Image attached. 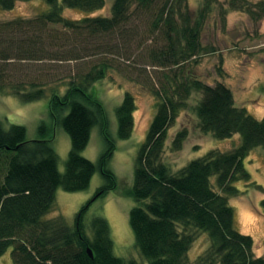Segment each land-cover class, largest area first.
Segmentation results:
<instances>
[{"label": "trees", "instance_id": "1", "mask_svg": "<svg viewBox=\"0 0 264 264\" xmlns=\"http://www.w3.org/2000/svg\"><path fill=\"white\" fill-rule=\"evenodd\" d=\"M18 1L28 0H0V9H12ZM44 1L49 8L34 17L0 21V92L23 103L50 94L51 116L69 135L71 148L60 172L44 124L39 127L41 138L29 141L25 126L6 128L0 121V259L12 248L13 264H140L114 253L106 218L88 220L86 214L96 198L116 186L115 174L108 168L115 143L105 131L104 108L95 84L113 67L108 56H122L137 38L138 31L128 27L132 20L147 15L148 31L152 37L159 33L162 41L158 45L157 39L151 40L150 63L170 72L153 90L156 113L138 150L133 185L127 192L135 202L129 213L135 246L147 264H264V256L254 253L253 238L236 229L229 204V198L240 192L234 184L251 180L246 157L254 148L264 150V117L258 120L245 107L236 106L233 92L223 83H205L185 68L206 50L201 34L216 0H202L195 17L188 0H114L111 16L79 20L65 17L64 8L94 11L104 7L106 0ZM229 5L255 21L264 17V0L252 4L229 0ZM75 43L93 45L95 51L87 57L98 58L53 76L50 63L85 59L81 56L85 50L65 48ZM193 92L202 95L196 106L201 131L220 140L239 134L241 143L227 152L210 150L173 171L162 160L168 129ZM135 108L134 96L126 92L115 109L119 139L132 135ZM102 123L107 148L92 161L82 152L92 129ZM187 137L186 128L178 131L171 150H181ZM97 171L105 183L82 206L73 225L62 216L45 218L55 206L58 188L87 190ZM195 231L206 233L210 245L192 262L188 254Z\"/></svg>", "mask_w": 264, "mask_h": 264}, {"label": "rangeland", "instance_id": "2", "mask_svg": "<svg viewBox=\"0 0 264 264\" xmlns=\"http://www.w3.org/2000/svg\"><path fill=\"white\" fill-rule=\"evenodd\" d=\"M113 1L106 0L104 7L94 11L64 8L63 15L75 20L85 17H108L111 16ZM246 1L252 4L260 0ZM188 4L191 16L195 17L202 6V0H188ZM48 8L44 0L18 1L12 9H0V21L31 18ZM149 21L147 15L132 20L128 27L138 31L137 38L129 43L122 56H108L113 67L104 79L95 84L96 93L104 108L105 131L115 143L108 168L115 174L116 186L105 195L96 198L86 214L88 220L93 216L106 218L114 241V253L124 259H134L140 264L147 263L135 246L134 234L129 223V213L135 202L127 192L133 185L138 150L145 141L156 113L157 100L153 90L160 85L163 76L170 72V69L156 67L150 63L151 40L157 39L158 45H161L162 41L159 33L152 37L148 31ZM139 40H144V43H140ZM201 42L206 50L201 56L187 63L185 68L190 69L195 77L205 83L211 85L223 83L233 92L236 106L245 107L250 115L261 120L264 117V17L255 21L246 11L231 9L229 0H216L212 11L205 19ZM71 47L77 48L80 52L85 50L81 54L85 59L78 63L77 61L50 63L54 67L51 71L53 76L74 68L76 64L88 65L98 58L87 57L95 51L91 44L75 43L65 46L66 49ZM126 92L134 96L136 103L133 112L134 130L129 138L119 139L115 109L122 102ZM201 97V93L193 92L186 107L168 129L162 160L169 164L173 171L181 169L193 159L204 156L210 150L227 152L241 143L239 134L220 140L201 131L196 114V106ZM50 102V94L42 100L23 103L17 96L0 92V121L6 128L12 124L25 126L26 138L29 141L41 138L39 127L44 124L48 130L46 139L50 141L58 155V169L64 172L71 140L58 121L51 116ZM105 123L98 124L92 129L90 141L82 152L85 158L96 161L106 151L107 142L103 133ZM183 128L188 130V137L181 150L172 151V139ZM244 164L251 180L249 183L238 181L234 184L240 192L229 198V204L235 212L236 229L253 238V250L259 257L264 256V150L261 147L254 148L246 157ZM104 183V176L97 171L87 190L67 192L58 188L55 206L45 218L62 216L69 225H73L82 206L95 198L96 191ZM194 233L196 239L188 254L192 262L210 245L206 233L201 231ZM11 253L12 248L1 257V264H13Z\"/></svg>", "mask_w": 264, "mask_h": 264}, {"label": "water", "instance_id": "3", "mask_svg": "<svg viewBox=\"0 0 264 264\" xmlns=\"http://www.w3.org/2000/svg\"><path fill=\"white\" fill-rule=\"evenodd\" d=\"M88 252H89L90 256H92V252H91V250H90V249L88 250Z\"/></svg>", "mask_w": 264, "mask_h": 264}]
</instances>
